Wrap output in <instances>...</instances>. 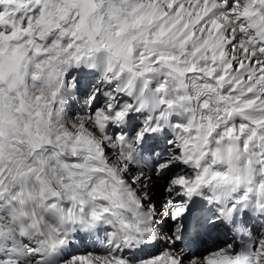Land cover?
I'll list each match as a JSON object with an SVG mask.
<instances>
[{
    "label": "snow or ice",
    "instance_id": "6c2138e0",
    "mask_svg": "<svg viewBox=\"0 0 264 264\" xmlns=\"http://www.w3.org/2000/svg\"><path fill=\"white\" fill-rule=\"evenodd\" d=\"M0 264H264V0H0Z\"/></svg>",
    "mask_w": 264,
    "mask_h": 264
},
{
    "label": "clouds",
    "instance_id": "9594fccd",
    "mask_svg": "<svg viewBox=\"0 0 264 264\" xmlns=\"http://www.w3.org/2000/svg\"><path fill=\"white\" fill-rule=\"evenodd\" d=\"M57 35H60L61 39H64V36L62 34L57 33ZM133 35H135V33H133ZM136 43L137 42L134 40L133 44L136 45ZM141 43H143V41H141ZM76 75H79V71H77ZM73 79H75V77H73ZM69 83H71V81H69ZM28 87H29V90L32 92L33 97H35V96H46L48 93L47 87L41 81L33 82V81L29 80ZM173 87L174 86H173L172 82L169 81V85H168L169 91H170L171 95L173 97H175L176 92L172 91ZM49 99H50V97H49ZM64 122L70 127L78 124L76 116L70 115L67 111V108H65V112H64ZM217 139L222 144L229 143V141L226 138V132L223 130L222 125L220 126V135H219V137H217ZM69 159H71V155H69Z\"/></svg>",
    "mask_w": 264,
    "mask_h": 264
},
{
    "label": "bare ground",
    "instance_id": "6f19581e",
    "mask_svg": "<svg viewBox=\"0 0 264 264\" xmlns=\"http://www.w3.org/2000/svg\"><path fill=\"white\" fill-rule=\"evenodd\" d=\"M82 99H76L74 102H72V112L71 115L72 116H79V115H83L85 114V109L83 108V104H82ZM86 107V106H85ZM83 109V111H82Z\"/></svg>",
    "mask_w": 264,
    "mask_h": 264
},
{
    "label": "rangeland",
    "instance_id": "374dc122",
    "mask_svg": "<svg viewBox=\"0 0 264 264\" xmlns=\"http://www.w3.org/2000/svg\"><path fill=\"white\" fill-rule=\"evenodd\" d=\"M79 99H82L81 102H82V104H83V106H84L83 108L85 109V112H87L88 109L85 107V99H86V98H85V97H79Z\"/></svg>",
    "mask_w": 264,
    "mask_h": 264
}]
</instances>
